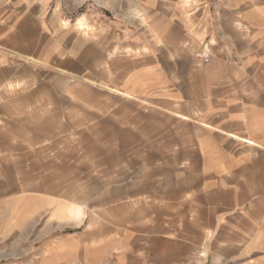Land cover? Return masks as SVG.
I'll use <instances>...</instances> for the list:
<instances>
[{
	"label": "rangeland",
	"instance_id": "obj_1",
	"mask_svg": "<svg viewBox=\"0 0 264 264\" xmlns=\"http://www.w3.org/2000/svg\"><path fill=\"white\" fill-rule=\"evenodd\" d=\"M172 21L174 57L158 45V63L179 85L229 65L215 50L226 38L237 68H264L250 53L264 40V0H0V264H242L264 247L251 168L235 191L239 212L259 217L241 220L238 236L230 220L220 236L214 212L199 242V204L172 203L174 142L146 138L151 118L159 134L174 123L138 102V44ZM51 44L61 67L38 54Z\"/></svg>",
	"mask_w": 264,
	"mask_h": 264
},
{
	"label": "crops",
	"instance_id": "obj_2",
	"mask_svg": "<svg viewBox=\"0 0 264 264\" xmlns=\"http://www.w3.org/2000/svg\"><path fill=\"white\" fill-rule=\"evenodd\" d=\"M158 19L154 18V25ZM173 23L167 24L163 35L153 31L149 45H144L146 50H142L143 46L138 44V53L144 54L138 57L139 105L142 107L145 104L156 113L162 110V114L169 118L171 116L174 123V128L165 135L159 134L155 130L160 124L151 118V134L146 139L174 142L167 146L172 148V154L177 157V180L168 193H172V203L175 205H184L190 197L193 203L199 204L198 232H194L193 236L199 242L202 236H206L205 221L214 212L220 214H216L215 228L218 234H226V221L230 220V232L238 236L241 220L247 217L258 221L259 217L257 214L249 213L247 216L245 212H239V206L244 203L241 193L235 191L240 187L239 174L246 171L247 167L251 168L249 180L252 184L248 186L257 190L264 188V68H237L229 54L230 43L226 38L223 52H220L219 46H215V50L222 61L230 64L224 63L216 70L188 71L183 75L182 85H179L174 71L164 70L158 63V56L163 57L165 54L160 52L158 45L161 48L166 46L167 54L170 53L173 60ZM255 41L250 53L254 54L256 50L264 58V40L258 38ZM61 53V47L56 44L48 48L44 45L38 52L42 60H49L56 67L63 65ZM246 57L250 58L249 55ZM255 57L250 62H254L253 65ZM247 147L251 148V156L256 157L249 163ZM182 153L186 156L183 157ZM207 202L212 205V209L207 210ZM260 202L256 201L255 205ZM223 206L230 207V210L222 213ZM76 216L80 217V213ZM196 249L188 250L192 252ZM202 249L197 251L200 252L199 256L204 257L206 250L203 252ZM258 249L242 264H264V247ZM203 264L207 262L203 261Z\"/></svg>",
	"mask_w": 264,
	"mask_h": 264
}]
</instances>
